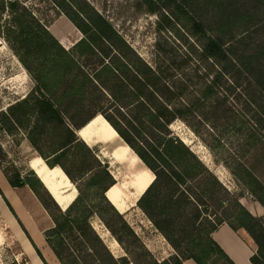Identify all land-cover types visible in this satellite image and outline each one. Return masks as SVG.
I'll return each instance as SVG.
<instances>
[{
	"label": "trees",
	"instance_id": "trees-1",
	"mask_svg": "<svg viewBox=\"0 0 264 264\" xmlns=\"http://www.w3.org/2000/svg\"><path fill=\"white\" fill-rule=\"evenodd\" d=\"M3 1L8 17L0 19V33L33 86L0 110V129L14 133L23 128L46 164L63 170L76 195L61 209L32 169L25 175L3 172L11 186L28 185L49 213L52 226L44 231V240L58 262L138 264L126 255L115 256L91 224V218L97 216L126 251L129 249L122 235L137 239L122 213L105 196L115 183L107 163H101L76 133L100 113L154 173L138 203L177 256L153 264H182L188 258L197 264H235L212 237L223 222L248 233L256 246L251 263L264 264V215L250 211L234 197L169 128L175 118L184 117L185 105L177 106L174 100L185 88L171 85L157 64L151 66L142 59L112 24L84 1L66 0L68 8L63 7L65 0L58 1L61 11L82 33L69 48L25 3ZM139 2L150 13L171 7L170 17L160 12L162 27L181 20L201 39L196 53L198 60L207 63L206 74L210 73L209 66L217 67L204 83L203 96H212L218 77L224 75L235 82L247 78L264 96V29L256 43H246L247 37L262 26L264 0ZM246 137L254 140L255 133L249 131ZM45 146L51 151L50 158L43 156ZM256 169L255 164L240 161L232 166L236 180L248 191L249 201L258 202L264 210V182ZM111 218L115 221L112 224ZM34 249L41 256L35 245ZM9 264L20 263L13 260Z\"/></svg>",
	"mask_w": 264,
	"mask_h": 264
},
{
	"label": "rangeland",
	"instance_id": "rangeland-1",
	"mask_svg": "<svg viewBox=\"0 0 264 264\" xmlns=\"http://www.w3.org/2000/svg\"><path fill=\"white\" fill-rule=\"evenodd\" d=\"M20 1L47 26L56 22L59 16L68 18L61 11L63 8L59 0ZM70 1L73 3V0ZM74 1H84L104 16L142 59L151 66H159L160 73L165 79L169 78L171 85L178 89L185 88L184 94L174 100L177 106L180 103L185 105L184 117L175 118L169 124L171 132L189 145L234 197L250 211L264 215L258 202L249 201L247 189L236 180L232 171L234 163L239 161L247 165L255 164V173L264 182V96L261 92L245 77L235 82L224 75L218 77L213 95L203 96L201 90L204 83L208 82L217 67L209 66L210 73L206 74L207 63L198 60L196 53L201 39L194 36L181 20H175L169 27H162L164 22L160 18V12L170 17L169 6L150 13L139 0ZM3 2L0 0L1 20L8 17V10L2 7ZM67 5L69 3L65 0L63 7L68 8ZM204 12L206 13L205 10ZM205 13L203 16L207 17ZM259 26L257 32L247 37L248 45L256 43L259 32L264 29V20ZM52 28L55 27L50 29ZM79 35L82 36V33L76 28L70 40H75ZM32 86L33 81L26 69L0 33V110L24 96ZM90 121L86 126H96L98 135L95 143L86 144L93 149L101 163H107L115 179L114 184L124 191L123 184L130 181L136 184L134 180L137 176L154 179V173L121 140L103 115L98 113ZM249 131L255 133L254 140L246 137ZM25 133L23 128L14 130V133L0 129V168L11 175L16 171L25 175L31 169L28 165L30 158L39 155ZM116 145L121 146L118 157L111 153ZM41 150L44 157L50 158L51 151L48 147H42ZM190 184H194L193 181ZM140 197L141 195L136 196L132 191L125 199L128 208L120 212L137 236L134 239L128 234L122 235L121 239L128 251L95 215L91 218L93 228L115 256L126 255L129 260L135 259L138 264H153L154 261L160 262L170 256H177L175 249L138 203ZM114 222L111 218L110 223ZM0 232V264H9L13 260L20 264H60L44 245L37 246L41 256L33 249L32 241L30 246L34 252L31 253L30 249L25 248V239L1 199ZM128 264L134 263L130 261Z\"/></svg>",
	"mask_w": 264,
	"mask_h": 264
},
{
	"label": "crops",
	"instance_id": "crops-1",
	"mask_svg": "<svg viewBox=\"0 0 264 264\" xmlns=\"http://www.w3.org/2000/svg\"><path fill=\"white\" fill-rule=\"evenodd\" d=\"M69 22L70 21L68 18L59 16L56 22H52L48 26V30L66 48H69L81 38V35H79L75 40H70V37L75 34L76 28L71 22L70 26ZM51 27H55V29H57L59 36L51 31ZM83 127L87 126L85 125ZM95 130H93V143H95L98 135ZM116 146L118 149H121V146ZM29 161H31V158ZM115 186H117V184H113L108 188V190L105 192L106 196L112 189H114ZM126 188L128 191L132 190L135 192L136 190L135 188L131 187V185L127 186ZM0 199L2 204L6 207V210L13 216L17 227L22 233L25 239L23 243L25 248L30 249L29 252L33 253L35 249L33 248V250L32 247L34 246H30L32 241L34 245L36 244L35 247L41 244L44 245L45 248L49 249L44 240V231L52 226V219L49 213L28 185L11 186L1 168ZM116 202L119 201L116 200ZM1 235L2 234L0 232V238ZM212 237L235 264H252L249 258L256 251V246L253 239L246 231L241 228L233 229L228 223L223 222L212 232ZM182 264L197 263L193 259L188 258L184 259Z\"/></svg>",
	"mask_w": 264,
	"mask_h": 264
},
{
	"label": "bare ground",
	"instance_id": "bare-ground-1",
	"mask_svg": "<svg viewBox=\"0 0 264 264\" xmlns=\"http://www.w3.org/2000/svg\"><path fill=\"white\" fill-rule=\"evenodd\" d=\"M51 31L58 35L57 29L52 28ZM95 129L96 126L94 125L83 127L78 132V137L81 138L87 144L93 143V130ZM119 151L120 149H118L117 146H114L111 153L114 152V155L118 157ZM32 157L31 161H29L28 163L29 167L34 170L35 174L49 188V190L57 199L59 204L64 208L67 207L68 203L76 195V189L74 185L58 166L51 168L46 164V162L41 156L35 155ZM134 181L136 182V184H134L132 181L126 182L125 185L123 184L124 191L122 190V188L120 189V187L117 185L107 194L109 201L119 212H124L128 208L126 206L125 199L129 197V195L132 193V190L128 191L126 187L131 185V187L136 189V196H139L142 195L143 191L148 187L152 179L145 178L143 176H137ZM116 200H118L119 202H116Z\"/></svg>",
	"mask_w": 264,
	"mask_h": 264
},
{
	"label": "water",
	"instance_id": "water-1",
	"mask_svg": "<svg viewBox=\"0 0 264 264\" xmlns=\"http://www.w3.org/2000/svg\"><path fill=\"white\" fill-rule=\"evenodd\" d=\"M87 123H88V122H87ZM87 123H86V124H87ZM86 124H85V125H86ZM78 132H79V129L76 131V133L78 134ZM59 168H60V167H59ZM60 169H61V168H60ZM61 170H62V169H61ZM62 171H63V170H62ZM65 175H66V174H65ZM38 178H39V177H38ZM39 180L41 181L40 178H39ZM41 182H42V181H41ZM43 185H44V187L46 188V190L49 192V194L52 196V198L55 200V202L59 205V207H60L61 209H65L66 207L64 208V207H62V206L59 204V202H58L57 199L54 197V195L51 193V191L49 190V188H48L45 184H43ZM105 196H106V193H105ZM106 197H107V196H106ZM73 199H74V198H73ZM73 199H72V200H73ZM72 200H71V201H72ZM71 201H70V202H71ZM70 202H69V203H70ZM69 203H68V204H69ZM67 206H68V205H67Z\"/></svg>",
	"mask_w": 264,
	"mask_h": 264
}]
</instances>
